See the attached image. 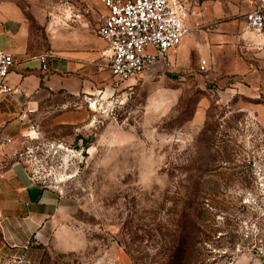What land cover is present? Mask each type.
<instances>
[{"label":"rangeland","instance_id":"rangeland-1","mask_svg":"<svg viewBox=\"0 0 264 264\" xmlns=\"http://www.w3.org/2000/svg\"><path fill=\"white\" fill-rule=\"evenodd\" d=\"M2 1L38 36L62 2ZM260 101L191 71L141 73L68 108L82 113L75 124L45 109L28 129L0 127V198L24 160L63 199L29 264H264Z\"/></svg>","mask_w":264,"mask_h":264},{"label":"crops","instance_id":"crops-1","mask_svg":"<svg viewBox=\"0 0 264 264\" xmlns=\"http://www.w3.org/2000/svg\"><path fill=\"white\" fill-rule=\"evenodd\" d=\"M181 2L190 33L170 53L166 71L172 75L191 71L221 87L248 90L263 100L257 109L264 117V37L248 30L245 21L258 1ZM50 9L45 31L38 36L18 3L0 2V50L11 52L17 61L8 76L15 94L0 102V127L7 134L28 129L24 124L45 109L61 110L59 123L79 122L82 113L68 108L82 107L91 96L103 95L114 78L105 55L108 44L96 33L98 17L106 11L102 2L62 0ZM9 177L14 188L8 189L5 199L0 198L4 214L0 264H11L21 256L30 258L32 253L37 257L32 245L43 241L59 221L63 203L60 193L32 177L24 160L13 163Z\"/></svg>","mask_w":264,"mask_h":264},{"label":"built area","instance_id":"built-area-1","mask_svg":"<svg viewBox=\"0 0 264 264\" xmlns=\"http://www.w3.org/2000/svg\"><path fill=\"white\" fill-rule=\"evenodd\" d=\"M100 1L106 11L98 17L96 33L108 44L105 55L116 81L123 82L143 74L161 57L169 65V51L178 47L190 33L182 18L184 8L181 0ZM257 1L258 4L245 16L246 28L264 37V0ZM42 59L45 61L46 56ZM16 64L11 52L0 50V102L10 100L15 94L8 76ZM204 65L205 61H202L201 68ZM44 68L47 69V65ZM3 218L0 210V222ZM29 263L28 258L21 256L11 264Z\"/></svg>","mask_w":264,"mask_h":264},{"label":"water","instance_id":"water-1","mask_svg":"<svg viewBox=\"0 0 264 264\" xmlns=\"http://www.w3.org/2000/svg\"><path fill=\"white\" fill-rule=\"evenodd\" d=\"M168 68V62L163 57L159 61L155 62L147 70L144 71V75H152L157 72H165Z\"/></svg>","mask_w":264,"mask_h":264}]
</instances>
